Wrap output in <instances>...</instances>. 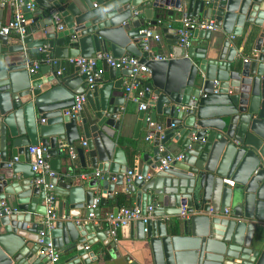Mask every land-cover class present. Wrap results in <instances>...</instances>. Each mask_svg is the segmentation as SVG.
Masks as SVG:
<instances>
[{
  "label": "water",
  "instance_id": "1",
  "mask_svg": "<svg viewBox=\"0 0 264 264\" xmlns=\"http://www.w3.org/2000/svg\"><path fill=\"white\" fill-rule=\"evenodd\" d=\"M6 1L0 27L2 14L9 11L11 20L18 6L26 30L0 34V264H50L47 242L63 257L58 264H92L97 240L115 257L119 248H147L144 264H264V0ZM29 1L34 11L26 8ZM181 13L213 20L222 35L193 29L190 44L182 46L171 26ZM53 14L63 29H56ZM244 25L256 52L247 57L227 37L240 36ZM154 26L168 53L159 60L152 59L150 38L139 32ZM107 52L114 59L135 56L148 67L145 109L128 110L122 86L129 68L102 59L89 87L69 62ZM78 93L85 103L72 113ZM130 114L133 137L140 127L161 126L156 115L163 129L125 149L118 136ZM76 140L84 142L75 147L80 168L96 170L101 183L84 181L69 166L59 145ZM38 143L55 172L44 176L52 185L50 227L43 222V184L34 183L28 163L27 147ZM171 151L181 158L155 170ZM56 154L65 156L63 167ZM134 160L141 178L125 183ZM123 183L126 199L146 217L119 227L125 242L101 228L103 220H92Z\"/></svg>",
  "mask_w": 264,
  "mask_h": 264
},
{
  "label": "built area",
  "instance_id": "2",
  "mask_svg": "<svg viewBox=\"0 0 264 264\" xmlns=\"http://www.w3.org/2000/svg\"><path fill=\"white\" fill-rule=\"evenodd\" d=\"M6 0H0V5L7 4ZM34 5L31 2L26 4L27 9H32ZM53 20L56 24V28L61 30L63 28V24L58 23L59 18L53 14ZM179 26L177 27V34L179 36V42L182 46L187 47L190 44V37L193 29H207L209 31H214L218 29L213 23L211 19L197 20L195 18L187 16L185 13H181L179 16ZM26 30L25 19L19 10V7L16 6L15 12L11 20H8L0 27V34L7 35L9 33H24ZM139 32L144 34L145 38H152L153 40L159 41L160 36L158 34H151V28L146 27L139 30ZM230 38H233L230 35ZM262 56L264 58V49L262 50ZM164 57L155 55L152 56V59H162ZM104 59L109 65H114L120 68H129V75L125 84L123 85V92L126 99L136 103L137 109H145L148 106V100H142L144 88L142 87V79L146 77L149 73L148 67L140 62L139 59L135 56H121L119 58H112L108 53H96L89 57H80L76 56L73 58H69V62H72L74 65L78 66L79 73H83L86 76V81L90 84L93 82V79L97 76L98 73H101L99 70L97 74L93 72V68L96 65L97 60ZM35 68H37V63L34 62L31 67L28 68L29 72H32ZM143 88V90L141 89ZM85 103L84 93H78L74 95L73 103L70 106V110L72 113L81 109L82 105ZM161 126L155 125L151 128L149 132L145 135L144 139L146 141L151 140L152 131H161ZM81 146H84V142L80 143ZM67 156L70 160H74L76 158L75 146H65ZM28 153V163L30 165L31 171L36 174L34 178V183L43 184V188L45 191L43 197V204L45 205V214H44V224L50 227V221L53 219V209H52V200L53 196L51 194L52 185L48 183H44V176L52 177L55 172L50 169L48 163V154H46V147L41 144L29 145L27 147ZM181 158V153H167L162 156L158 160V166L155 170H161L166 168L169 163L173 160H179ZM15 160L16 157H13ZM94 176H98V172H94ZM137 178L140 179L141 176L137 172L136 166H132L123 174V181L125 183L130 182L132 179ZM222 181L228 185L233 186V181L231 179L223 178ZM97 199L91 205L94 207L96 205ZM227 209H224L226 212ZM184 213V208H181V211L178 215H182ZM91 215V214H90ZM145 216L141 215L140 210L135 207H126L121 206L117 208L115 215H112L111 212L105 213L103 220L107 223L109 228V234L114 236L116 234V230L123 224L128 221L134 220H145ZM42 232H39V238L37 239L38 243H41L40 236ZM45 253L49 259L50 264H58V250L55 249L50 242L45 244Z\"/></svg>",
  "mask_w": 264,
  "mask_h": 264
},
{
  "label": "crops",
  "instance_id": "3",
  "mask_svg": "<svg viewBox=\"0 0 264 264\" xmlns=\"http://www.w3.org/2000/svg\"><path fill=\"white\" fill-rule=\"evenodd\" d=\"M30 2V1H29ZM34 7L32 9H30V11H34ZM169 9V8H167ZM154 15V11L151 12V17H153ZM10 16V12L6 11L5 13L2 14V17L5 20V23L8 21V18ZM139 17H142V13H140V15H138ZM179 14L175 17L176 20L171 21V26L174 27H178L179 26ZM144 21L146 22V19L143 17ZM58 23L63 24V28H64V23L63 21L59 18ZM56 27V24H55ZM62 28V29H63ZM57 29V28H56ZM58 30V29H57ZM211 35L213 38L221 36L222 32L220 30V28L218 27V29L214 30V31H210ZM255 33V32H254ZM151 34H158L160 36V40L156 41L153 40L152 38H150V46L152 48V56L155 55H159L162 57H168V53L166 51V43L164 42V40L162 39V34L159 30V27L154 26L151 27ZM244 34H245V25L241 30V35L240 36H233V38H230V35H228L227 37L230 38V44L236 46L237 48V52L240 53V55H250V54H255L256 52H254L251 49L252 43H253V38L250 39H246L244 38ZM257 35V34H256ZM252 37V36H251ZM109 54V52H107ZM94 55V54H93ZM96 70L101 72V60H97L96 61ZM100 74V73H98ZM149 75V73H148ZM144 77V79H142V83L146 81L147 77ZM127 78L123 79V85L125 84ZM123 88V86H122ZM141 89L143 90V88L141 87ZM144 96L142 97V100H144ZM137 109V105L136 103L129 101L128 103V110L130 112H133ZM158 118V124L161 125V129H163V118L161 116H157ZM134 122H135V118L133 114H130L126 117V122L125 125L123 126V128L120 130L119 132V136H118V141L122 143L123 147L126 149V144H131L136 145V144H146L148 141H146L144 139L145 135L147 134V132H149L151 130L152 127H154L157 124H152V125H148L145 128L140 127L136 137H133V129H134ZM80 141L76 140L73 144V146L77 147L80 145ZM66 145L64 144H60L59 147L65 149ZM164 146H160L159 149H163ZM66 151V149H65ZM169 153H176V152H169ZM58 158L59 161V165L60 167H63V165L65 164V159L63 157V155H59L56 154L55 155ZM66 159L68 161L69 166L77 171L80 174V177L86 181L91 179L92 177H95L97 180H99V182L101 183L102 181H100V173H98V176H94V172H97L94 169L88 168L85 170H82L79 166V162L77 159V156L74 160H70L68 158V156L66 155ZM129 168H131L132 166H136V160H134V162H129L128 163ZM128 168V169H129ZM36 175V174H34ZM225 179H230V178H225ZM111 182V181H110ZM94 190L96 188H93ZM96 191V190H95ZM98 193V192H97ZM101 195V194H100ZM103 195V194H102ZM121 206H126V207H131L134 206V200H127L126 199V194L124 192V183L120 186H118L115 189V192H113L112 198L109 202V204H104L103 206L99 207V210L101 212V216L100 217H94L92 220L94 222H97L99 220H103V217L105 215V213L107 212H111L112 209L114 207H121ZM103 222H105L103 220ZM106 225H102L104 227L108 228L107 223L105 222ZM116 236H117V241H121V242H125L126 240L121 239V233H120V229L118 228L116 230ZM129 241V240H128ZM135 242V241H134ZM92 249L94 250V261H92V264H96V263H104V264H144L145 261H149L150 260V253L148 251L147 248L145 249H141V248H131L128 251L122 250L121 248H119V256L115 257V256H111L109 255V253L106 252V250H103V246L101 245V242L99 240H97L94 244ZM102 249V250H101ZM103 251V253H101ZM59 253V252H58ZM127 256V261L123 260V257ZM63 257H60L58 255V262L62 260Z\"/></svg>",
  "mask_w": 264,
  "mask_h": 264
}]
</instances>
